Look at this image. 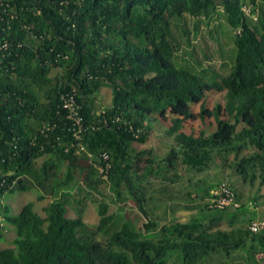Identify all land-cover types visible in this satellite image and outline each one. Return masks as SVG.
Returning <instances> with one entry per match:
<instances>
[{
	"label": "trees",
	"instance_id": "trees-1",
	"mask_svg": "<svg viewBox=\"0 0 264 264\" xmlns=\"http://www.w3.org/2000/svg\"><path fill=\"white\" fill-rule=\"evenodd\" d=\"M216 15L233 32L224 75L180 57L192 45L182 20L193 19L196 36ZM104 86L111 102L97 110ZM208 90H225L224 103L208 108ZM65 93L79 105V140ZM147 115H171L165 134L173 142L161 156L136 147L151 135ZM206 117L216 124L209 134L183 130L186 121ZM230 154L243 180L264 184L262 0H0V197L17 190L49 198L45 216L32 201L17 214L0 205V239L2 221L15 232L13 246L0 248V264H264L256 256L264 232L249 229L255 210L211 203L221 183L238 202L233 184L198 181L186 193L193 204L183 207L196 209L187 221L150 217L156 205L164 218L176 206L169 184L180 180L181 165L201 172ZM104 182L113 201L135 205L141 225L126 216V204L109 212L103 197L97 223L84 221L79 195H101Z\"/></svg>",
	"mask_w": 264,
	"mask_h": 264
},
{
	"label": "rangeland",
	"instance_id": "rangeland-1",
	"mask_svg": "<svg viewBox=\"0 0 264 264\" xmlns=\"http://www.w3.org/2000/svg\"><path fill=\"white\" fill-rule=\"evenodd\" d=\"M264 2V0H262ZM182 24L190 31V38L192 39L191 47H182L180 57L185 56L191 63L198 61L203 67H212L217 73L224 75L227 73L231 62L228 58L232 50V30L228 27L225 19L222 15H216V17L210 21L207 26L204 23L199 25V32L195 35V25L191 17H186L182 20ZM187 50L190 54H186L184 51ZM53 73L55 70L52 71ZM225 90H208L205 92L204 102L208 108H212L217 103H224ZM111 102V89L107 86L102 87L99 92L95 95V107L97 110L108 106ZM199 104L192 105V109L196 112ZM157 121H152L149 115H147V124L151 129V135H149L147 142L142 145H137V148L150 146L153 152L158 156L165 153L173 142L172 138L165 134V130L170 125L171 115H167L166 119L161 118L159 115H155ZM227 117L226 115H223ZM224 117V118H225ZM153 118V117H152ZM216 127V124L212 117H206L204 120H190L186 121L183 125V130L187 133L198 135L200 132H204L206 135L212 132ZM240 126H238V129ZM251 149L243 150L242 154H248ZM44 157L36 159V164L39 165L43 161ZM233 155L226 156V159L221 160L219 157L215 158L210 168L197 172L195 170H187L184 166L179 167V173L181 174L180 180L173 186L169 184V190L171 189L175 198L171 200L172 209H169V213L162 216L161 207L156 205L150 212V217L164 223L167 220L174 219L177 221H187L191 215L196 213V209L184 208V205H192L193 201L189 199L187 191L193 192L198 185H207L210 182L225 181L226 183L233 184L238 192L239 196L238 203L243 204L248 209H253L256 212V217L264 216V184L259 183V178L256 177L252 182L248 179L245 181L242 177L235 172V168L231 164L233 162ZM158 183V184H157ZM156 185H160L157 182ZM101 195L95 193H81L80 198H84V213L83 219L87 224L94 225L98 221V215L96 211V204L100 197L104 198V201L109 204V212L116 211L119 204L125 206L126 216L133 222L137 228L141 225L142 216L130 201L117 202L113 201V194L111 193L108 185L104 182L99 187ZM196 198V196H193ZM93 198L96 201H93ZM32 201L34 209L41 216H45L43 207L49 202V198L46 197L42 200H37L36 195L33 191L20 192L13 191L5 193L0 197V205L8 204L10 206V213L17 214L21 206ZM195 202H206L205 199H196ZM153 204L151 203L150 206ZM74 204L67 206V217H75L76 211ZM231 210V209H230ZM4 225L2 228L3 238L0 239V248L12 247V239L15 236L14 228L12 225Z\"/></svg>",
	"mask_w": 264,
	"mask_h": 264
},
{
	"label": "built area",
	"instance_id": "built-area-1",
	"mask_svg": "<svg viewBox=\"0 0 264 264\" xmlns=\"http://www.w3.org/2000/svg\"><path fill=\"white\" fill-rule=\"evenodd\" d=\"M5 43L2 44V47ZM63 107L68 111V118L73 121V128L76 126L77 129L74 130L75 140H79L82 133L81 117L78 114L79 105L76 103L75 98L71 93H65L62 96ZM103 158H107V154H103ZM212 196L211 203L214 207L224 208V207H237L239 203L234 197V192L225 184L221 183L216 189L211 190ZM249 229L252 233L264 232V217L255 218L249 223ZM257 258L261 259L264 257V250L257 253Z\"/></svg>",
	"mask_w": 264,
	"mask_h": 264
},
{
	"label": "crops",
	"instance_id": "crops-1",
	"mask_svg": "<svg viewBox=\"0 0 264 264\" xmlns=\"http://www.w3.org/2000/svg\"><path fill=\"white\" fill-rule=\"evenodd\" d=\"M231 208H229V210H230ZM232 210V209H231Z\"/></svg>",
	"mask_w": 264,
	"mask_h": 264
}]
</instances>
